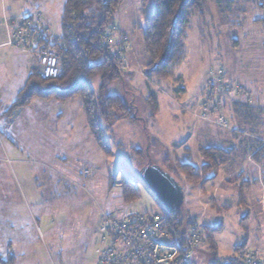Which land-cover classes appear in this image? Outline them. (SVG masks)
I'll list each match as a JSON object with an SVG mask.
<instances>
[{"label":"rangeland","instance_id":"obj_1","mask_svg":"<svg viewBox=\"0 0 264 264\" xmlns=\"http://www.w3.org/2000/svg\"><path fill=\"white\" fill-rule=\"evenodd\" d=\"M57 1L52 0L48 13L43 8L31 13L40 12L53 35L59 26ZM259 1L205 0L202 12L189 18L182 60L166 77L147 73L143 31L153 1L122 2L114 26L104 32L112 35L102 39L110 42L124 65L113 91L132 105L134 119L118 117L113 125L103 126L109 155L86 128L82 131L81 119L72 132L75 135L66 137L65 104L50 108L56 127H50L48 115L29 108L0 120V259L4 264H97L103 212L125 209L129 202L142 211L160 210L140 177L148 158L182 186L179 210L184 219H197L201 226L219 225L216 231L203 232L216 249L208 243L196 248L192 264H221L240 243L242 248L264 249V172L260 166L255 168L262 155L247 157L256 139L264 141V25L256 21L262 16ZM219 68L221 79L216 71L211 73ZM219 80L233 90L210 100L208 85L217 90ZM98 82L97 76L91 79L93 88ZM238 86L246 95L240 96ZM149 94L156 100L154 114L146 102ZM236 103L255 109L246 114L250 119L237 116ZM58 112H63L60 120L54 118ZM220 112L227 126L218 124ZM198 146L231 149V154L213 180L193 184L183 180L178 161L200 165ZM135 148L140 149L139 155ZM238 167L243 171L239 179ZM85 168L90 171L87 176ZM122 178L134 183V197L123 198Z\"/></svg>","mask_w":264,"mask_h":264},{"label":"trees","instance_id":"obj_2","mask_svg":"<svg viewBox=\"0 0 264 264\" xmlns=\"http://www.w3.org/2000/svg\"><path fill=\"white\" fill-rule=\"evenodd\" d=\"M123 1L63 0L59 35L46 36L34 50L37 54L44 50L53 51L58 57L57 73L55 76L48 77L43 74V70L33 68L24 86L11 103L9 113L27 105L32 98L64 101L78 96L94 141L106 155L111 154L103 126L108 128L117 121L118 117L134 119L129 110L132 105H126L122 96L113 91V85L123 77L124 65L120 62L119 54L110 47V42L102 39L106 27L114 26V15ZM152 1L153 8L145 20L143 31V43L149 58L147 73L166 77L169 70L182 60L189 18L193 13L202 12L205 0ZM258 6L262 9V16L256 21L264 25V0H260ZM108 34L112 35L111 31ZM95 76L98 77L99 82L97 87L93 88L91 79ZM146 102L150 105L151 114H154L157 107L154 95L149 94ZM250 108L253 107H247L245 103H236L234 110L238 117H245L247 120V117L250 119V115H246L251 114ZM253 114L251 121L254 119ZM261 140L263 139H256L255 148L250 149L249 154L253 158L262 155L255 162L261 163H259L260 169L264 172V141ZM198 151L202 158L200 165L178 161L179 173L188 183L198 184L213 180L218 169L231 154V149L215 147L198 146ZM135 152L139 155L141 151L135 148ZM144 153L146 157L148 151L145 150ZM211 172L212 175H210ZM119 185L124 199L136 195L135 186L131 180L122 178ZM159 207L167 217L168 229L175 235L181 237L183 229L192 221L194 222L193 218L184 219L180 208L170 213L161 205ZM195 221L199 222L197 219ZM201 227L203 232L204 230L210 232L216 231L219 225ZM204 242L208 243L211 250L216 249L209 234ZM242 244L235 247H241ZM6 260L10 262L11 258ZM4 263L5 261L0 259V264ZM222 263L243 264L232 256L224 258Z\"/></svg>","mask_w":264,"mask_h":264},{"label":"built area","instance_id":"obj_3","mask_svg":"<svg viewBox=\"0 0 264 264\" xmlns=\"http://www.w3.org/2000/svg\"><path fill=\"white\" fill-rule=\"evenodd\" d=\"M107 35L104 34L105 37ZM46 36H50L49 29L41 13L35 12L10 23L7 43L34 52ZM38 55L43 74L55 76L58 70L57 55L51 50L40 51ZM215 71L220 77L218 79H221L222 68L211 70V73ZM221 81L217 90L215 86L208 85L206 94L210 100L214 99L211 98L213 95L216 96L215 100H219L223 92L233 90L231 84ZM237 88L240 96L246 95L243 87ZM217 122L222 126L228 125L227 118L221 112ZM89 172L88 168L83 170L86 176ZM132 206L133 203L129 202L125 209L102 213L98 229L100 246L97 249V264H192L193 252L205 243L203 229L197 221L187 225L180 237L170 232L167 217L161 210L148 212ZM232 257L243 264H264L262 252L257 247L248 249L234 246Z\"/></svg>","mask_w":264,"mask_h":264},{"label":"crops","instance_id":"obj_4","mask_svg":"<svg viewBox=\"0 0 264 264\" xmlns=\"http://www.w3.org/2000/svg\"><path fill=\"white\" fill-rule=\"evenodd\" d=\"M57 3V8L59 9V11L57 12L59 19L58 34L53 35L52 33H50L51 36H58L60 33V14L63 0H58ZM51 4L52 0H0V120H2L4 116L11 117L13 115H19L21 114V112H23V110L29 108L30 110H34L35 112L38 111L39 113L48 115L49 119L51 120L50 127L52 125L53 127H56L58 124L52 123L53 114L50 111V108L54 105L59 106L58 104H65L63 105L65 106V113L66 110L68 111V114L66 116L67 124H65V127L63 129L66 133V137L71 138L75 135L72 134V132L78 129L79 119L82 120L80 121L82 131L86 128V130L89 131V134L92 137L81 107L80 98L74 99L75 96L64 101L32 98L27 105L13 110L10 113V110H8L11 103L14 101L18 91L24 86L30 71L33 68H39L40 71L43 70L40 57L36 52L30 51L29 53V51L26 49L28 51L27 52L25 48L13 46L7 43L10 23L19 21L22 17L30 15L34 10L37 9L40 10L41 8H43L48 13V11H50L52 8ZM46 19L47 20L45 22H47L48 26L50 27V20L48 18ZM62 114L63 112H58L54 115V118L60 120L62 119ZM83 118L85 120V123H83ZM247 157L251 158V154H249V156ZM259 166L260 165L257 163L255 168L258 169ZM237 169L241 170L242 168L238 167ZM259 170L261 171L260 168ZM242 172L243 171L241 170L240 173H238V179L242 176ZM207 204H209V202ZM258 249L262 252V256L264 259V249Z\"/></svg>","mask_w":264,"mask_h":264},{"label":"water","instance_id":"obj_5","mask_svg":"<svg viewBox=\"0 0 264 264\" xmlns=\"http://www.w3.org/2000/svg\"><path fill=\"white\" fill-rule=\"evenodd\" d=\"M140 177L165 211L174 213L181 207L184 200L182 186L167 171L150 162L149 158L140 168Z\"/></svg>","mask_w":264,"mask_h":264}]
</instances>
